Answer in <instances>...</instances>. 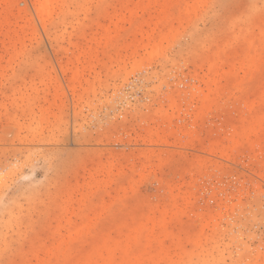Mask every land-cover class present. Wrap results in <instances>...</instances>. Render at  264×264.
Returning <instances> with one entry per match:
<instances>
[{"label": "rangeland", "instance_id": "obj_1", "mask_svg": "<svg viewBox=\"0 0 264 264\" xmlns=\"http://www.w3.org/2000/svg\"><path fill=\"white\" fill-rule=\"evenodd\" d=\"M35 1L0 0V264H264V0Z\"/></svg>", "mask_w": 264, "mask_h": 264}, {"label": "bare ground", "instance_id": "obj_2", "mask_svg": "<svg viewBox=\"0 0 264 264\" xmlns=\"http://www.w3.org/2000/svg\"><path fill=\"white\" fill-rule=\"evenodd\" d=\"M52 0H36L35 1V10L36 13L38 15V17L43 20L45 19L46 15L49 12V5L51 4ZM225 58V57H224ZM202 93V91H201ZM199 94L198 99L200 100V102L202 103V108L204 107H208V104L210 102V94L209 92L206 94Z\"/></svg>", "mask_w": 264, "mask_h": 264}]
</instances>
